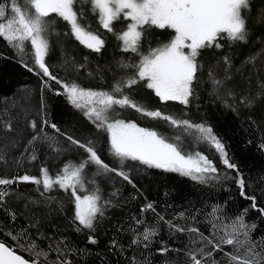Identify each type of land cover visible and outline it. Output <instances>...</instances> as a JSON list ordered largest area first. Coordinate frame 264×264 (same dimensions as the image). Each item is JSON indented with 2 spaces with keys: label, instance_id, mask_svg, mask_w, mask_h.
Segmentation results:
<instances>
[{
  "label": "trees",
  "instance_id": "16d2710c",
  "mask_svg": "<svg viewBox=\"0 0 264 264\" xmlns=\"http://www.w3.org/2000/svg\"><path fill=\"white\" fill-rule=\"evenodd\" d=\"M90 9L84 0L74 5L84 13L81 24L104 41L98 52L81 44L67 21L56 14L46 18L45 64L54 79L39 69L29 42L21 53L0 37V178L15 181L0 185V241L38 264H193V256L201 264H231L230 255L264 256V0H249L242 11L244 40L217 37L198 50L187 104L161 101L146 80L124 88L150 110L211 128L234 167L195 129L118 105L109 112L110 119L155 131L184 155H205L216 171L202 180L114 156L110 134L85 115L87 108L69 102L65 84L111 92L117 81L134 75L132 65L150 49L174 37L172 29L145 26L138 51H125L116 34L130 21H114L108 32ZM80 144L93 147L116 171L100 170ZM81 163L82 187L76 186L75 195L55 183L45 190L42 183L18 179L42 180L47 169L55 181L66 167ZM76 195L99 196L103 214H97L93 229L75 219ZM147 230L155 235L145 240ZM227 238L234 243H223Z\"/></svg>",
  "mask_w": 264,
  "mask_h": 264
},
{
  "label": "snow or ice",
  "instance_id": "6c2138e0",
  "mask_svg": "<svg viewBox=\"0 0 264 264\" xmlns=\"http://www.w3.org/2000/svg\"><path fill=\"white\" fill-rule=\"evenodd\" d=\"M80 2L81 0H0V37L21 53L25 51V42H29L34 49L35 63L39 69L45 76L54 79L45 64L48 51L45 34L49 26L46 18L51 14H56L67 21L71 26L72 34L87 48L98 52L103 47L104 41L100 36L81 24L79 18L83 17V11L74 10V5ZM84 2L90 4V10L98 16L100 25L108 32L114 31V21H130L125 31L116 34L117 38L123 41L125 51H138L145 26L174 30V37L168 43L150 49L149 54L142 57L138 66L132 65L136 68L134 75L126 82L117 81L111 92L85 90L75 83L64 85L69 102L76 108H87L85 115L98 122L97 127L104 128L110 134L113 155L121 160H138L149 167L179 172L181 175L190 176L193 180H202L204 174L216 171L212 162L200 153L186 156L182 154L177 144L167 142L155 131L141 128L134 122L110 119V110H113L114 105H118L121 108L135 109L144 117L163 120L185 131L195 129L202 134L204 140L215 146L221 156L225 157L223 160L225 165L229 168L234 167L226 158L224 146L212 134L211 128L202 124L194 125L187 120L175 119L164 115L160 110H150L126 95L124 88H131L139 80H146L147 88L154 90L161 101H179L187 104L197 72L198 50L209 46L217 37L233 41L244 40L246 25L242 11L249 7V0H84ZM185 48L190 49V52L186 53ZM176 139L179 140L180 137L177 136ZM80 147L85 149L89 154V161L97 165L100 170L116 171L100 159L93 147L83 144H80ZM84 166L81 163L71 170L66 167L64 174L55 181L49 177L47 169L42 170V180L28 175L18 179L37 185L42 183L45 190L51 189L55 183L61 188H71L75 195L76 186L82 187L81 170ZM118 175L123 176L125 180L129 179L122 171ZM14 182L0 178V185ZM240 184L243 187V181ZM3 195L4 193L0 192V196ZM75 198V219L84 228L93 229L97 214H103L98 206L99 196L76 195ZM147 207L152 206L149 204ZM238 220L240 227H245L243 220L241 218ZM152 235H155V232L147 230L144 239L148 240ZM95 242L91 240V243ZM222 242L229 245L234 243L232 238L224 239ZM214 247L219 248V245ZM249 251L251 252V249ZM39 255L37 253V256ZM252 255L253 260L230 255L231 264H264V256L254 252ZM192 260L193 264H201V261L194 256ZM0 264H29V261L0 243ZM32 264H37V261H32Z\"/></svg>",
  "mask_w": 264,
  "mask_h": 264
},
{
  "label": "water",
  "instance_id": "95a60500",
  "mask_svg": "<svg viewBox=\"0 0 264 264\" xmlns=\"http://www.w3.org/2000/svg\"><path fill=\"white\" fill-rule=\"evenodd\" d=\"M0 243H3L6 247H9L10 249H12L17 255H20L23 259H25L26 261H29V264H32V261L26 259L23 255L19 254L18 252H16L10 245H8L7 243L0 241ZM38 264V263H37Z\"/></svg>",
  "mask_w": 264,
  "mask_h": 264
},
{
  "label": "rangeland",
  "instance_id": "374dc122",
  "mask_svg": "<svg viewBox=\"0 0 264 264\" xmlns=\"http://www.w3.org/2000/svg\"><path fill=\"white\" fill-rule=\"evenodd\" d=\"M184 51L186 52V53H188V52H190V49H187V48H185L184 49ZM201 155H203V154H201ZM187 156V155H186ZM194 156V155H193ZM203 156H205V155H203ZM206 157V156H205ZM209 160V159H208ZM81 181H82V175H81ZM79 186V185H78ZM81 186V185H80ZM81 197H83V196H86V195H80Z\"/></svg>",
  "mask_w": 264,
  "mask_h": 264
}]
</instances>
